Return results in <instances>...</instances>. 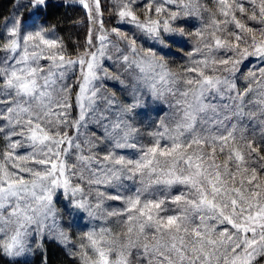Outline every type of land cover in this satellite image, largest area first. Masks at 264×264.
<instances>
[{"label": "snow or ice", "instance_id": "6c2138e0", "mask_svg": "<svg viewBox=\"0 0 264 264\" xmlns=\"http://www.w3.org/2000/svg\"><path fill=\"white\" fill-rule=\"evenodd\" d=\"M217 2L223 19L213 15L212 43L204 41L200 30L193 34L202 46L188 56L201 59L191 60L192 66L185 69L183 91L181 79L164 58L170 51L166 41L180 42L184 29L174 25L186 23L184 17L200 16L199 0H162L159 6L148 0L143 20L134 10L136 0H113L120 24L110 31L104 28L101 0H79L87 10L89 28L83 51L74 58L66 56L62 40L50 38L51 30L41 26L25 33L23 19L10 27L5 23L0 135L8 143L0 163V234L6 239L0 240V252L25 256L34 250L30 239L40 248L45 235L67 241L53 206V196L62 188L70 214L83 210L89 217L127 216L123 243L119 237L108 239V229L85 233L89 244L79 246L82 264H132L133 256L136 264H255L264 257V156L259 154L264 132L257 142L255 134L248 139L239 127L245 115H257L244 112L249 93H257L254 102L264 114V0H247L250 15L245 0ZM27 3L39 14L48 0ZM237 12L261 27H248ZM231 24L238 31L229 30ZM125 26L129 31L120 30ZM132 29L153 44L138 46ZM221 53L224 57L217 58ZM252 59L258 62L256 70L249 69L244 76L248 87L241 91L238 74ZM114 64L134 81L131 103H122L105 87L108 81L125 84L110 71ZM73 75L76 80L67 83ZM168 94L179 95L174 126L161 118L162 131L150 133L155 141L151 146L130 142L138 131L131 121L145 116ZM225 99L229 103L220 102ZM162 141L170 144L161 146ZM105 142L107 149L102 147ZM23 147L31 151L17 155ZM121 149H136L141 155L132 159L118 154ZM73 153L75 162L69 164ZM71 177L95 189V203L91 191L85 195ZM137 177L140 186L131 192L124 182L135 185ZM176 184L187 191L171 200L167 192L165 198L154 194L156 186ZM107 201H121L125 207L107 211ZM113 253L115 259L110 258ZM12 264L19 262L13 259Z\"/></svg>", "mask_w": 264, "mask_h": 264}, {"label": "rangeland", "instance_id": "374dc122", "mask_svg": "<svg viewBox=\"0 0 264 264\" xmlns=\"http://www.w3.org/2000/svg\"><path fill=\"white\" fill-rule=\"evenodd\" d=\"M79 2V0H73ZM162 0H156V5L159 6ZM231 2V0H230ZM148 4V0H136V4L134 6V10L136 11L137 15L140 17L141 20L145 18V12H146V5ZM199 4L201 6V14L200 16H187L183 19L186 20V23H181L174 25L176 27H182L184 29V36L181 38H178L180 40L179 43H171L170 41H166L167 44H169L170 51H168V54L164 57L165 60L168 62V69L177 74V77L181 79V84L179 85L180 91L184 90V85L182 81L184 79H187L188 77L184 76L185 69L187 67H191V60H198L201 59L200 55L193 56L191 59L188 56V53L193 50L194 47L202 46L201 41L198 37L193 35L197 30H200L203 32L204 35V41L207 43H212V31H214V28L209 27L211 24L213 15L217 19H223V17L218 12V2L217 0H199ZM28 7L27 9L25 7ZM169 10L175 11L176 8L172 5H165ZM245 8L248 9V14H251L252 11V5L247 3V0H245ZM26 10V14H25ZM116 5L113 3V0H101V11L103 13V23L104 28L108 29L109 31L113 27H117L120 24V21L116 17L115 13L117 11ZM258 12V8L256 9ZM152 17L155 18V11L154 8L151 13ZM237 17L242 19V22H244L248 27L253 28H259L261 25L257 24L254 21L247 20V17H241V15L237 12ZM23 19L27 27L24 28L25 33L28 31H34L37 27H43L46 30H51V37L50 38H58L56 32L54 29L49 26L46 22H44L38 14L32 13L31 5L27 3L25 0H20L19 5L15 12L8 16L3 24L2 28L0 30V46L5 42L4 41V34L6 33V29L4 28L5 23H8L9 27L11 26V22L14 20ZM130 26L122 27L121 31H129ZM99 30V27L97 26V31ZM229 30L231 31H238L235 29V25L231 24L229 25ZM132 31L136 32V35L139 37L137 40L138 46L142 45L144 48H148L153 44V41L150 40L145 34L140 33L139 31L132 29ZM131 34V33H129ZM219 34V33H218ZM115 39V37H113ZM259 39V34H258ZM159 45L157 44L158 50ZM158 55H164L163 53H159ZM67 57H70L66 55ZM4 57V53L0 52V59ZM74 58V56H72ZM224 54L221 53L217 56V58H223ZM44 66L47 65V62H42ZM111 63V61H109ZM257 60L252 59L248 62H246V66L243 67V71L238 74V80H237V87L243 91L244 88L248 87V81L244 79V76L247 74L249 69L256 70ZM261 67H264V65H260ZM113 74L119 75L121 79L125 80V84L121 85L119 81H108L107 85L105 86L107 88L108 93H114L118 100H120L122 103H131L132 102V87L134 84V81L132 80L131 75L124 72V69L121 68L118 64L113 65V69H110ZM135 71V70H134ZM79 74V69L77 68V75ZM209 74H211L209 72ZM76 80V76L73 75L71 78L67 81V83L72 84ZM3 81L0 80V84H2ZM75 90H78V87L74 86ZM123 89V92L121 91ZM75 96V91L73 92V97ZM124 97H127L125 100ZM258 95L256 92L249 93L246 97L244 104V112L245 113H257L256 116L251 117L249 115H245L242 120L239 123V127L241 129H244V135L248 139L253 138V134H255L256 141H260L261 133L264 132V123H261V121H264V114H260L258 109L259 106L254 102L256 99H258ZM179 99V95L173 97L171 94H168L164 96L162 99L156 101L152 104V110L148 111V113L141 117L136 116L134 120L131 121L133 127L137 129V133L134 136V139L130 142L136 143L139 146L148 147L151 146L155 141L154 138L150 135V133L156 132L159 129L158 125L160 124L161 118H165V124H167L169 127L174 126L176 119H178V116H176V100ZM221 103H229L227 99L220 101ZM137 111H140L137 109ZM112 119H115V116L112 115ZM107 123V121H105ZM236 122V121H233ZM3 124V121H0V125ZM231 127V124L228 125ZM97 137L102 139L101 132H97ZM240 133L237 132V136H239ZM3 137V145L0 147V163H3V153L7 150V141ZM165 143L170 144L168 141H162L161 146H163ZM102 147L107 149L109 147L108 142H105ZM260 147V155L264 156V145H259ZM31 151L30 148L23 147L16 150L17 155H25L27 152ZM104 152H99L100 156H103ZM120 155H125L129 158L136 159L141 155L139 151L136 149H121L119 150ZM223 159V157H221ZM75 162V154L73 153L72 156L68 158V163L72 164ZM71 176V174L69 173ZM26 179H30V176H25ZM72 184L75 186L76 184H81V186L84 188L85 195L91 191L92 193V203H95V189H89L86 183H81L80 180H78L76 177H71ZM139 177H137V183L133 185L131 181H125V185L130 187L131 192L135 191V188L140 186L139 183ZM123 191V189H121ZM181 191H187V188L184 185H173L171 188H166L165 186H156L154 188V194L160 196L161 198H165V192H167V199L171 200V198L175 195L180 194ZM130 192H124V195H129ZM79 198V196L77 197ZM53 206L54 209L57 212V222L58 227L60 230H63L67 235V241L62 242L59 240H55L58 243H60L66 251L71 254L74 257L79 258L78 253L80 252V245L81 244H89V242L85 238V233H88L91 230H95L98 234L100 233L101 229H108L110 230V234L107 236L108 239H116L119 237V242L123 243V233L126 231V224L125 221L127 220V216H120V217H109L105 214L103 215H97L96 217H89L88 213L83 210H74L71 214L67 211V207L70 206L68 200H66L63 189H58L56 194L53 196ZM107 211H112L113 209L121 210L125 205L121 201H107L105 205ZM6 214V213H5ZM99 239V235L96 237ZM6 239L4 234H0V240ZM43 239H50L48 235H45ZM51 240V239H50ZM30 242L33 246V251L29 252L25 256L16 257V258H22V259H28L31 258L34 254V252L37 250L36 248V242L32 241L30 239ZM89 255L90 258L94 259L95 256L91 250V248L85 249ZM73 253H77V255H73ZM12 258V257H10ZM111 259H115V254L113 253L110 256ZM132 264H136L135 257H132ZM255 264H264V257H258Z\"/></svg>", "mask_w": 264, "mask_h": 264}, {"label": "trees", "instance_id": "16d2710c", "mask_svg": "<svg viewBox=\"0 0 264 264\" xmlns=\"http://www.w3.org/2000/svg\"><path fill=\"white\" fill-rule=\"evenodd\" d=\"M19 1L0 0V30L4 20L17 9ZM38 15L63 41L66 55L75 57L78 52L83 51L81 46L89 28L88 13L83 5L73 0H48L47 7H42ZM3 143L0 135V147ZM13 259L19 264H82L80 258L69 254L60 243L52 239H43L42 246L28 259L10 258L0 252V264H12Z\"/></svg>", "mask_w": 264, "mask_h": 264}]
</instances>
